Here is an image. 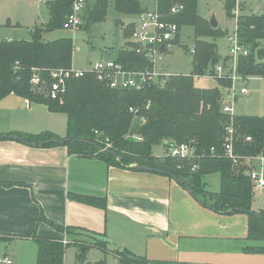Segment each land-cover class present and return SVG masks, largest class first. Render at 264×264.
Wrapping results in <instances>:
<instances>
[{
    "label": "trees",
    "instance_id": "16d2710c",
    "mask_svg": "<svg viewBox=\"0 0 264 264\" xmlns=\"http://www.w3.org/2000/svg\"><path fill=\"white\" fill-rule=\"evenodd\" d=\"M110 0H95L91 7L86 1L83 24L102 22ZM114 11L133 19L123 24V36L130 37L134 22L145 12L138 0H112ZM156 10L162 19L175 24L178 32L182 27L193 28L194 45L191 54L192 72L189 75H169L160 84H152L139 91H116L108 88L91 75L74 79L69 77L65 88L55 99L46 97V88L52 82L50 72L72 68L73 41L59 38L48 41L44 35L63 28L70 12L72 0H53L48 5L49 20L42 26L29 30V40L0 41V101L14 95L30 103H37L52 113L66 116V136L63 144L40 145L41 142L59 140L55 134L43 131L37 134L15 133L23 143L31 146L50 147L63 145L72 155L96 157L106 165L139 171L138 166L161 170L175 176L183 189L192 191V197L200 205L223 214L243 213L248 216L247 238L258 243L244 249L247 253L264 254V212L256 218L251 209L253 186L249 180V157L264 154V117L235 116L232 120L221 111L227 89L230 86L228 73L231 68L221 63L225 73L215 79V87H198L194 80L207 73L213 74L218 64L214 44L202 38L221 31L213 30L208 21L198 13L197 0H155ZM178 10L172 12V8ZM234 7L233 0H224L228 16ZM85 22V23H84ZM82 24V25H83ZM235 34L239 45L247 52L236 60V73L244 81L256 77L264 78V12L248 11L236 19ZM179 33L173 44L178 42ZM133 44L126 43L117 54L115 62L124 69H144L147 63L133 53ZM37 75L42 81L33 86L31 79ZM135 110V114L129 109ZM143 121V122H141ZM231 126L232 154L236 163L225 154V128ZM139 138L140 140H137ZM246 138H250L249 141ZM165 141L188 144L193 147L195 158L177 161L167 156ZM156 146L164 148L159 157L153 152ZM192 165L197 168L192 171ZM216 174L219 190H206L204 178ZM11 185V184H10ZM6 186H9L8 184ZM82 202L105 207V200L81 197ZM256 213V212H255ZM44 221L63 233L78 232L92 236L94 242L80 245L79 258L87 247L106 250L108 239L86 230L66 229ZM70 230V231H69ZM68 231V232H67ZM72 232V233H71ZM36 245L34 264H63L67 246L60 238L28 237ZM0 235V242L12 241ZM121 264H147L148 260L133 255L119 247L113 252ZM152 264H173L154 261Z\"/></svg>",
    "mask_w": 264,
    "mask_h": 264
},
{
    "label": "crops",
    "instance_id": "0c3cea01",
    "mask_svg": "<svg viewBox=\"0 0 264 264\" xmlns=\"http://www.w3.org/2000/svg\"><path fill=\"white\" fill-rule=\"evenodd\" d=\"M141 5L149 9L145 0ZM43 128L1 127L0 135L49 131ZM84 196L104 199L105 207L82 202ZM251 209L256 212L253 204ZM40 217L64 230L103 235L152 262L264 264V254L244 251L258 244L247 238L246 214L214 212L167 176L108 166L96 157L72 155L63 145L0 139V235L12 241H32V235L67 239L68 233ZM7 253L3 246L0 256Z\"/></svg>",
    "mask_w": 264,
    "mask_h": 264
},
{
    "label": "rangeland",
    "instance_id": "374dc122",
    "mask_svg": "<svg viewBox=\"0 0 264 264\" xmlns=\"http://www.w3.org/2000/svg\"><path fill=\"white\" fill-rule=\"evenodd\" d=\"M53 0H0V41L2 40H29V30L46 24L49 20L48 5ZM95 0H87L88 6ZM149 9L153 8L155 0H145ZM199 15L209 21L213 16L217 23L213 30L221 31L214 35L203 37L208 43L214 44L219 63L229 64L231 67V38L236 36V19L232 12L228 16L224 9V0H197ZM264 12L263 0H243L239 5L238 15L243 12ZM86 12V11H85ZM84 12V14H85ZM85 15L83 16V18ZM86 19V18H84ZM133 19L125 18L114 11L112 0L108 3L106 17L102 22L90 23L88 26L81 25L76 29L59 28L53 29L44 35L48 41L59 38H70L73 41L72 69L86 70L91 64L98 61H108L117 58L120 50L130 42V37L123 36V28L120 22L126 24ZM85 23V22H84ZM209 24V23H208ZM193 28L182 27L179 31L178 42L173 44L170 51L162 55L159 66L170 75H189L192 72L191 54L193 49ZM194 83L198 87H215L214 79L195 78ZM245 88V95L239 94V90ZM234 112L237 116L264 117V78H250L246 83L236 82ZM22 100L14 95H9L0 101V128L15 127L23 130L24 127L40 128L49 130L59 140L66 136V116L61 113H52L37 103H30L23 107ZM23 128V129H22ZM39 131V132H40ZM13 135L15 133H12ZM10 135V136H13ZM156 156L164 154L162 146L153 149ZM259 161L248 162L250 170L257 167ZM258 170L264 178V163L258 164ZM206 190L216 192L219 190V178L217 175H209L204 178ZM253 193L252 204L256 213L264 212V189ZM70 229V228H67ZM70 231V230H69ZM68 232V231H67ZM64 233V232H63ZM72 233V232H71ZM62 241H66L63 264H121L118 257L113 255L121 245L117 241H107L106 250L99 247H87L82 257L79 258L80 245H89L94 242L92 236L78 232L68 233ZM139 249L142 245L134 243ZM8 249V255L16 264H34L36 257V245L32 241H7L0 242V252ZM127 250V249H126ZM128 251V250H127ZM130 252V251H129ZM147 264H152L151 261ZM203 264V263H197Z\"/></svg>",
    "mask_w": 264,
    "mask_h": 264
},
{
    "label": "built area",
    "instance_id": "2783aa9c",
    "mask_svg": "<svg viewBox=\"0 0 264 264\" xmlns=\"http://www.w3.org/2000/svg\"><path fill=\"white\" fill-rule=\"evenodd\" d=\"M87 0H72L70 12L66 16L63 23V28L76 29L83 24V16L86 9ZM140 3L143 0H138ZM243 0H233L234 7L232 14L237 19L239 12L240 2ZM178 8L173 7L172 12H176ZM178 28L175 24L164 21L161 15L156 10V4L152 9H146L144 13L140 14L134 22L133 31L130 35V43L133 44V53L144 59L147 63V67L144 69H132L126 70L123 66L114 60L98 61L91 64L86 70H73L72 68L66 71H52L50 72L51 83L47 86L46 97L50 100H55L60 93L64 91L65 82L69 77L74 79L82 78L85 75H93L97 81L105 83L106 86L116 91H139L152 84H160L170 74L165 72L159 62L162 60L164 54L160 48H170L173 45L176 35L178 34ZM231 41V70L228 73L230 80V86L227 89L224 101L221 105L222 113L228 115L232 120L235 116L234 102L236 99V82L241 81L246 83L236 73V60L240 55H246V50L239 45L237 37L230 39ZM192 50H190V53ZM225 70L221 63L214 67L213 74L207 73L206 75L198 78L204 79H222ZM33 86H40L42 81L37 75H34L31 79ZM247 90L241 88L239 94L245 95ZM129 112L133 115L135 110L130 108ZM143 122V121H141ZM232 134L233 130L231 126L225 128L226 142L224 144L225 154L228 158L236 163V157L232 154ZM140 140L139 138H136ZM247 141L250 138H246ZM165 147H167V156L177 161H191L195 158V152L193 147L188 144H176L173 141H165ZM247 160H257L259 162L264 161V154H260L254 157H249ZM197 168L196 165H192L191 170L194 171ZM249 180L253 186V189H262L264 187V178L260 171L250 170L248 173ZM65 245L66 241H62ZM0 264H13L9 255L5 254L0 256Z\"/></svg>",
    "mask_w": 264,
    "mask_h": 264
},
{
    "label": "water",
    "instance_id": "95a60500",
    "mask_svg": "<svg viewBox=\"0 0 264 264\" xmlns=\"http://www.w3.org/2000/svg\"><path fill=\"white\" fill-rule=\"evenodd\" d=\"M209 23V26L211 28H216L217 27V23L215 22L214 20V17L212 16L210 18V20L208 21ZM160 50L163 52V53H167L169 52V50L167 48H163L161 47ZM0 139H7V140H13V141H19V142H23V139L18 137V136H10V135H0ZM68 140H49V141H45V142H41L40 145H49V144H63V143H66ZM137 169L139 171H143V172H149V173H155V174H158V175H163V176H167L171 179H173V181H175L177 184H179V181L175 178L174 175L170 174V173H166L164 171H161V170H156V169H153V168H150V167H146V166H138ZM186 191L192 195V191L189 190V189H186ZM248 214H253L256 218H260V215L258 213H255V212H246Z\"/></svg>",
    "mask_w": 264,
    "mask_h": 264
}]
</instances>
